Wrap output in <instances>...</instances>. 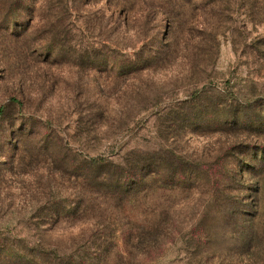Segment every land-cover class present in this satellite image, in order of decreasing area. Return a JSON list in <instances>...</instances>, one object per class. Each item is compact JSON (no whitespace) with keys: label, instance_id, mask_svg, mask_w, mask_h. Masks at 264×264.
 <instances>
[{"label":"rangeland","instance_id":"obj_1","mask_svg":"<svg viewBox=\"0 0 264 264\" xmlns=\"http://www.w3.org/2000/svg\"><path fill=\"white\" fill-rule=\"evenodd\" d=\"M5 2L0 237L51 264H264V0Z\"/></svg>","mask_w":264,"mask_h":264},{"label":"trees","instance_id":"obj_2","mask_svg":"<svg viewBox=\"0 0 264 264\" xmlns=\"http://www.w3.org/2000/svg\"><path fill=\"white\" fill-rule=\"evenodd\" d=\"M6 0L2 9H20V0ZM25 2V0H21ZM12 3V5H11ZM17 7V8H16ZM91 167L97 168L100 172L99 177L105 176L108 174L107 164L98 160L89 161ZM125 179L118 182L125 184ZM31 243L26 242V240H21L17 237L12 238L11 236L6 238L0 237V264H51L54 262V254H37L35 249L30 248ZM56 256V255H55ZM68 259L62 258L59 264H64ZM66 264H71L67 262ZM88 264V263H85Z\"/></svg>","mask_w":264,"mask_h":264}]
</instances>
